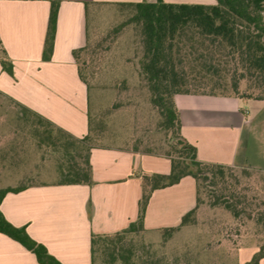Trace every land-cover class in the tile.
Listing matches in <instances>:
<instances>
[{
    "label": "crops",
    "instance_id": "crops-1",
    "mask_svg": "<svg viewBox=\"0 0 264 264\" xmlns=\"http://www.w3.org/2000/svg\"><path fill=\"white\" fill-rule=\"evenodd\" d=\"M143 1L156 0H61L53 53L45 60L52 0H0V42L13 65L11 74L0 60V93L73 136L84 137L89 132V88L80 77L73 51L88 42L89 13L97 5ZM175 101L182 133L197 146L200 160L264 172V100L178 94ZM90 161V184L36 183L7 193L0 205L7 220L25 227L62 264H94L93 235L128 228L139 214L142 175L168 174L172 167L169 157L132 147H93ZM196 204L197 182L191 175L153 190L146 208L145 232L179 226ZM257 250V245L240 248L241 263ZM0 264L41 263L19 241L0 232ZM259 264H264V257Z\"/></svg>",
    "mask_w": 264,
    "mask_h": 264
},
{
    "label": "trees",
    "instance_id": "trees-1",
    "mask_svg": "<svg viewBox=\"0 0 264 264\" xmlns=\"http://www.w3.org/2000/svg\"><path fill=\"white\" fill-rule=\"evenodd\" d=\"M60 1L52 0L43 54L45 60L50 59L53 53ZM117 4L127 5L134 10L130 21L139 28L141 36L140 75L153 104L159 110V129L166 132L169 144V149L164 153L152 148H132L165 155L171 159L172 167L168 174L142 175L144 190L137 219L128 228L114 234L93 235V263L96 261L95 246L103 241L104 250H110L112 258L117 254L122 264H155L150 260H141L131 246H126L128 234L145 231L146 208L153 190L178 183L187 175L193 176L197 182L196 206L182 217L179 226L164 228L163 234L171 235L182 226L195 222L203 186L220 190L212 202L213 206L222 205L237 218L241 215L238 208L241 200L234 190L237 183L234 182L237 180L235 170L240 168L246 174L250 170H259L200 160L197 146L182 133V120L175 97L178 94H212L264 100V0H217L216 4L156 0ZM86 47L87 44L73 51L77 64ZM0 60L3 68L12 74L13 65L7 59L1 42ZM78 68L81 79L88 85L79 65ZM243 80L250 84L245 91L240 86ZM13 101L37 118L38 126L34 130L41 136L40 143L51 147L53 152L61 153L58 160L60 179L57 183L90 184L91 149L105 147L98 144L100 138L98 133H94L90 109L89 132L77 138L39 113ZM33 184L36 183L0 188V205L7 193ZM0 232L32 251L41 264H62L44 244L32 238L25 227L15 226L7 220L1 208ZM257 247V252L244 264H259L264 257V248Z\"/></svg>",
    "mask_w": 264,
    "mask_h": 264
},
{
    "label": "rangeland",
    "instance_id": "rangeland-1",
    "mask_svg": "<svg viewBox=\"0 0 264 264\" xmlns=\"http://www.w3.org/2000/svg\"><path fill=\"white\" fill-rule=\"evenodd\" d=\"M133 11L117 3L93 7L87 47L78 65L88 81L98 144L164 153L169 149L168 138L159 129L161 115L140 75L142 45L139 28L130 21ZM249 85V81H241V90ZM37 126L32 113L0 93V188L60 179L61 153L40 143L41 136L34 130ZM249 172L235 170L240 217L222 205L213 206L220 190L203 186L194 223L171 235L159 230L130 233L126 246L141 260L155 264H242L240 248H264V172ZM95 247V264H122L117 254L112 258L110 250H104L103 241Z\"/></svg>",
    "mask_w": 264,
    "mask_h": 264
}]
</instances>
